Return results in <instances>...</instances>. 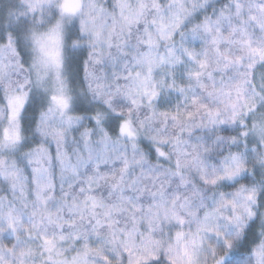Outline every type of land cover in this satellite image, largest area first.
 Wrapping results in <instances>:
<instances>
[{
	"label": "clouds",
	"instance_id": "obj_1",
	"mask_svg": "<svg viewBox=\"0 0 264 264\" xmlns=\"http://www.w3.org/2000/svg\"><path fill=\"white\" fill-rule=\"evenodd\" d=\"M0 264H264V0H0Z\"/></svg>",
	"mask_w": 264,
	"mask_h": 264
}]
</instances>
